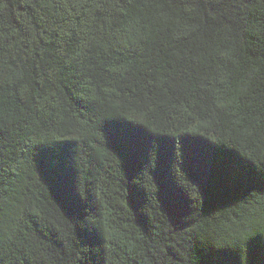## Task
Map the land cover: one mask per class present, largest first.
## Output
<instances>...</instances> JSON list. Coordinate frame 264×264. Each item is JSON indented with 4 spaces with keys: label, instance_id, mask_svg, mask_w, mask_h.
Returning a JSON list of instances; mask_svg holds the SVG:
<instances>
[{
    "label": "trees",
    "instance_id": "obj_1",
    "mask_svg": "<svg viewBox=\"0 0 264 264\" xmlns=\"http://www.w3.org/2000/svg\"><path fill=\"white\" fill-rule=\"evenodd\" d=\"M0 264H264V0H0Z\"/></svg>",
    "mask_w": 264,
    "mask_h": 264
}]
</instances>
